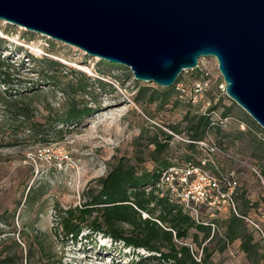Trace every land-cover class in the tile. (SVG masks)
I'll return each instance as SVG.
<instances>
[{
	"label": "rangeland",
	"instance_id": "obj_1",
	"mask_svg": "<svg viewBox=\"0 0 264 264\" xmlns=\"http://www.w3.org/2000/svg\"><path fill=\"white\" fill-rule=\"evenodd\" d=\"M27 54L38 60L48 57L82 72L91 84L90 94L82 100L95 110L92 115L76 126L56 122L66 110V99L38 79L36 72L42 64ZM0 56L15 65L13 76L22 81L13 89L32 88L35 91L26 89L27 95L37 94L24 102L29 106L27 118L0 105V264H158L157 260L141 259L148 255L145 250L115 245L86 229L76 241L56 236L54 208L81 203L86 187L95 186L119 159L139 171L153 170L155 163L147 152L153 149L148 141L155 128L173 136L161 158L176 164L190 156L197 162L202 150H208L199 143L194 151L189 150L185 136L168 127L179 125L183 130L187 112L203 114L211 107L215 108L210 113L213 125L203 142L220 150L212 156L220 170L232 168L240 173L237 200L238 204L247 202L245 233L252 235L257 254L248 258L240 239L225 241V224L233 214L230 210L216 218L212 232L218 238L208 242L200 234V243H207L212 252L210 264H264V177L257 159L263 155L264 130L221 89L224 81L215 59H200L198 68L180 74L178 85L164 88L135 80L125 66L89 57L76 47L2 20ZM67 68H58L62 76ZM97 80L105 85L96 84ZM198 80L207 81L208 87L195 96L193 86ZM139 88H147V95L136 101ZM151 90H167L166 101L150 102ZM221 118L227 122L222 124ZM34 123L44 127H34ZM193 249L200 251L197 244Z\"/></svg>",
	"mask_w": 264,
	"mask_h": 264
},
{
	"label": "water",
	"instance_id": "obj_2",
	"mask_svg": "<svg viewBox=\"0 0 264 264\" xmlns=\"http://www.w3.org/2000/svg\"><path fill=\"white\" fill-rule=\"evenodd\" d=\"M0 20L164 88L213 58L227 97L264 130V0H0Z\"/></svg>",
	"mask_w": 264,
	"mask_h": 264
},
{
	"label": "trees",
	"instance_id": "obj_3",
	"mask_svg": "<svg viewBox=\"0 0 264 264\" xmlns=\"http://www.w3.org/2000/svg\"><path fill=\"white\" fill-rule=\"evenodd\" d=\"M27 56L42 64L38 66L36 72L38 79L53 91L62 93L66 99V110L56 122L76 126L92 115L95 110L82 100L84 96L90 94L88 89L91 88V84L82 72L67 68L48 57L38 60L30 54ZM5 60L0 56V87L2 86L0 105L6 110H13L17 116L27 118L29 106L24 102L37 94L34 92L33 96L27 95L26 89L30 88L13 89L16 83L22 81L13 76L16 73L15 65ZM60 67L68 69L63 76V71L58 69ZM180 81L181 75L175 86ZM96 84L105 85L101 80H97ZM30 90L35 91L32 88ZM146 92L147 88H139L135 96L136 101L145 97ZM149 95L150 102L159 99L165 102L168 91L151 90ZM214 109L208 108L203 114L187 112L182 120L183 130L179 129V125L169 126L168 129L176 135H184L187 141L186 147L194 151L195 145L203 142L212 128L210 113ZM34 127L43 128L44 124L34 123ZM35 132L42 134L39 130ZM159 135L163 137L162 140L159 139ZM172 139V135L155 128L154 135L148 141V146H152L153 149L147 152L149 159L155 163L153 170L139 171L127 161L119 159L111 165L105 176L96 180L95 186L86 187L82 193L81 203L68 207L55 206L53 225L56 236L66 241H76L86 229L90 234L106 236L115 245L122 244L125 248L145 250L148 255L141 259L157 260L158 264H210L212 252L207 243L202 246L199 235L202 234V239L210 242L218 238V234L213 233L211 226L202 224V221L196 223L182 207L170 202L167 197L159 196L154 189V185L168 168L186 163L198 165L201 160L208 157V152L202 150L197 162H194L190 156H186L184 162L176 164L167 158H161ZM260 145L264 148L263 143ZM262 152L263 155L258 156L257 159L260 161L258 166L260 175L264 177V150ZM213 155L216 154H212L211 157ZM206 167L216 175L228 176L234 172L238 182L234 193L236 214L233 212L226 221L224 239L227 242L240 239L241 250L251 258L257 254V251L256 245L252 243V235L245 233V221L248 217L247 202L242 200L243 202L238 204L237 200L240 173L232 168L220 170L215 159ZM200 215L203 221L208 220L204 210ZM215 221L216 219L211 220L214 224ZM191 230H195L196 233L191 234ZM187 239H191V242L187 243ZM196 244L200 247V251H194L193 246ZM197 256H200V261L195 259Z\"/></svg>",
	"mask_w": 264,
	"mask_h": 264
},
{
	"label": "built area",
	"instance_id": "obj_4",
	"mask_svg": "<svg viewBox=\"0 0 264 264\" xmlns=\"http://www.w3.org/2000/svg\"><path fill=\"white\" fill-rule=\"evenodd\" d=\"M207 87V81H196L193 86L194 95H202ZM224 88L225 83H222L221 89ZM220 122L225 124L227 118H221ZM199 144L208 150V157L201 160L198 165L186 163L168 168L162 173L154 185V189L159 196L167 197L170 202L182 207L196 223L202 221V224L214 229L215 224L211 220L216 219L222 212L230 210L236 214L234 193L238 187V182L234 172L228 176L211 173L206 167L208 163H213L211 155L221 152L212 144L205 142H199ZM227 156L235 162L245 165L244 162ZM250 169L256 172L254 168L250 167ZM202 210L206 212L208 220L203 221L201 219ZM253 225L259 229L257 225ZM195 259L200 261V256L195 257Z\"/></svg>",
	"mask_w": 264,
	"mask_h": 264
}]
</instances>
